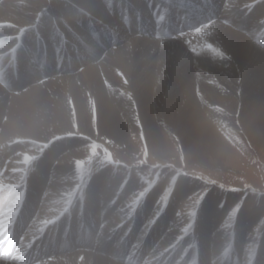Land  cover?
<instances>
[{
  "label": "bare ground",
  "instance_id": "6f19581e",
  "mask_svg": "<svg viewBox=\"0 0 264 264\" xmlns=\"http://www.w3.org/2000/svg\"><path fill=\"white\" fill-rule=\"evenodd\" d=\"M13 1L0 0V62L1 67L7 69L0 74V117L3 115L5 118L0 127V264H35L42 259L47 260L42 264H241L233 260L235 248H218L221 234L214 233L213 229L220 214L216 215L214 208L207 203L203 205L197 226L194 225L190 232L193 234L191 248L184 247V239L176 238L174 230L166 233V229L162 235L166 225L161 229L159 219L171 215L164 212L157 219L148 217L150 220H146L147 225L143 227L134 218L132 227L128 225L124 234L129 230L134 235L140 230V236L125 256L126 239L112 247L110 242L124 229L125 218L132 219L137 215L140 219L143 205H146V211L149 202L136 199L129 205L121 204L119 192L125 195L132 191L133 182L122 183L112 165L96 173L92 171L90 161L79 166L77 161H82L83 153L78 148L84 141L99 145L101 139H106L126 147L130 132L137 131L146 139L149 151L158 156L168 152L165 133H171L178 138L189 161L196 160L205 166L224 160L226 156L230 161V157L233 159L236 155L233 149L245 146L240 141L242 139H238L240 143H235L237 148L231 146L230 149L226 145L225 138L236 135V130L242 131L245 138L252 142L253 145L249 140L246 142L252 149L264 152V92L257 93L260 90L258 85L251 92L255 89L256 75L264 78V23L260 22L264 19V10L257 8L254 13L249 10L258 0H227L219 17L220 22L186 36L187 39L173 42L172 45L178 44L180 51L171 48L173 51L166 56L163 54V57L156 53L160 50L155 47L152 56L142 55L146 47L154 45L147 44L142 40L143 36L137 35L131 28L117 25L115 21L111 24L102 15L101 1L63 0L66 12L70 14L72 9L78 10L76 12H81L83 21H98L105 26V30L113 33V37L107 42L100 40L103 45L98 48L83 31L84 34L79 36L86 39L85 46L89 54L93 53V60L85 63L86 58L79 52V62L72 65L75 69L84 68L83 71H74L72 66L71 70L61 66L50 71L46 65L43 66L46 64L43 58V69L39 73V70L26 73V65L30 64V55L43 57V45L38 43L43 36L42 23L35 25V22L38 21L37 16L43 19L45 15L35 8L37 3L30 2L29 7L21 1L23 6L20 7ZM133 2L123 0L130 7ZM244 6H248L250 14L247 15L245 10L243 12ZM55 19L53 15L49 16L46 24L56 40L51 42L58 44L54 54L60 65L61 61L68 59L67 45L71 46L72 41L67 31L74 25L69 26L71 22L68 27L60 25ZM148 20L144 13L141 24ZM162 23L161 18L156 26ZM75 28L76 32L80 31L77 26ZM21 29H24L23 33ZM37 31L41 36L35 42ZM159 33L155 35L162 36ZM28 41L30 44L27 45ZM123 41H127L126 46L112 48V45ZM29 45L34 46V51L24 52L23 49ZM183 46L202 56H189L183 51ZM202 46L205 49H201ZM208 52L222 58L233 55L241 78L246 81L240 96L245 94L246 97L244 95L240 100L233 93L236 89L234 72ZM219 67L227 69L229 74L226 73V79L213 81L209 75L207 78L200 75L209 69L219 70L221 74ZM141 68L143 72H140ZM130 74L133 80L131 86ZM198 75L203 81L191 85L193 82L188 77ZM171 76L169 90L165 93L164 88ZM37 80H40L38 85ZM10 91H19V95L15 97ZM161 94L166 97L167 103H164ZM237 109H240L239 116L229 115L237 114ZM135 114L140 116L137 125L132 124L133 120H127ZM21 140L28 143L27 140H30V143L24 144ZM49 148V153L41 159ZM104 149L105 154L99 159L105 158L109 151L106 147ZM49 159H56L58 163L51 164ZM238 168L241 169V166ZM180 190L182 192L184 188ZM159 209L161 213L164 207ZM240 216L242 220L237 226H245L248 223L246 214ZM74 218L83 221L85 231L93 225L91 237L81 241L79 231L72 227ZM63 228L68 237H76L80 243L73 246L54 238V234ZM204 231L213 232L214 237L202 235ZM189 234L186 233L187 237ZM231 237L230 241L235 239L233 234ZM199 243L202 244L201 252L196 246ZM203 246H207L209 254L213 253L214 246L216 254L221 253L217 257L219 259L214 260V254L208 260ZM9 251L13 253L8 254Z\"/></svg>",
  "mask_w": 264,
  "mask_h": 264
},
{
  "label": "rangeland",
  "instance_id": "374dc122",
  "mask_svg": "<svg viewBox=\"0 0 264 264\" xmlns=\"http://www.w3.org/2000/svg\"><path fill=\"white\" fill-rule=\"evenodd\" d=\"M14 1H16L15 3L16 5L19 6L21 5L20 7H22L24 3L29 7H31L30 2L37 3L35 8L39 9L41 15H45L43 19H41L42 16L40 17L37 16L36 18H38V21L37 23L35 22V25L36 24L38 25L39 22L42 23L41 28L43 29V33L41 34L43 36L39 35L38 31L37 34L35 33V35H38L36 37V40L38 39L40 40L39 36H41V39H43L45 46V54H46L45 65H46V69L50 71L58 70V68H60L61 66H66L71 70V66L79 62L78 60L79 52H80L79 54H83L81 56L86 58L85 63L87 60L90 61L93 60V53L89 54V49L85 46L86 39L82 38L83 36L82 37L79 36L81 33H82L81 35H83L85 32V35L88 37V39L90 38L89 39L90 41L94 40L95 41L94 46L97 47L98 45V48L100 46L99 44H102L100 43V40L101 41L106 40L107 42L112 38L111 37L112 34L107 30H105L104 29L105 26L103 24H100L98 21L96 20L93 21L92 19L83 21L80 18L82 17L81 12L79 13L76 12L78 10L72 9V11H70V14L66 12L67 8L63 4V0H35V1L32 0L33 2L31 0H26V1L14 0ZM21 1L23 2V4ZM99 1H101L100 3L104 10L103 12L104 14L102 15H104V17H107L111 24H115L114 23L115 21L117 25H127L129 28H132L135 31L138 30L139 32L138 35L141 37L143 36L142 39L143 41H145L147 44L154 45L153 47L151 46L146 47L143 50L142 55L148 54L152 56L154 54V47H155L160 50V52H156V53H159L158 55H160L161 57H163V54L166 56L167 53L173 51L171 50V48L180 51L178 44L172 45L173 42L175 43L176 41L184 38L187 39L186 36H190L193 33L194 34L198 33L199 31H197V29H200V31H202L205 28L206 29L209 28L212 24H215L216 22H220L219 17H221L222 15L221 14L222 8L227 3V0H186L187 2H189V4H182L183 6L187 7L184 8V10L182 11L180 10L176 0H152L154 1L152 5H149L148 2H145L143 0H131L135 2H133L134 5L131 4V8L129 9L127 7L130 5L123 3V0H99ZM209 1H211L214 4L213 9H211L209 5L206 6V2ZM253 3L254 4L249 9L251 10V13L252 12L254 13L255 9L257 8L260 9L261 11L264 10L263 9L264 0H258L257 2H253ZM193 4H195V6L199 7L200 9L197 10L196 7L195 8L192 7ZM155 5H157L158 7L155 8L154 7ZM159 6L161 7L162 10L157 14L156 10L159 8ZM136 7H138V9ZM244 7L246 8L248 6H244ZM154 8H155L154 13H156L158 16L163 14L162 13L163 11H166L167 13L169 12L171 14V19L173 20V22H168V24H166L167 29H169V27L173 29L177 27L179 29H182L183 24H180V21H177L179 17L184 19L183 21L184 26L190 25L189 23L186 24V22L191 21L190 19H188V16L190 15V11L194 14H197L198 17L201 16L208 17V20L206 22H201V20H198L199 23L194 24L197 26L195 28L190 29L192 31H190V34L188 35H181L177 33L176 36L172 38L165 37L169 39H162L156 41L155 39L157 38L155 37L154 34V29H156V27L154 25H151L152 23L151 19L154 20L155 17L153 16V14H151L150 11V9L154 10ZM245 8L243 9V12L245 10L247 15L250 14L248 12V9ZM29 12L32 14L34 13L33 10H29ZM144 13L148 17H150L151 15V19H150L151 23L147 22V24H143V25L136 24L134 19L137 17L138 14L144 16ZM52 15L54 19L56 18L55 21L60 25H67L68 27V24L70 22L71 23L69 24V26H71L72 23L74 25L73 29H71L70 27V30L67 31L70 35V39L72 42H71V46L67 45L68 59L66 61H63L62 65H58L57 58L54 54L56 52L55 47L58 44L51 42L52 40H54V38L49 33V26L48 24H46V18H48L49 16L51 17ZM60 19H65L67 21L62 22V20ZM260 22L264 23V19H261ZM76 26L80 30L79 32L75 31ZM29 30L30 29H28V31ZM120 31L123 32L122 29ZM88 32L92 33L94 38L92 35H88ZM244 32L241 33L244 34ZM122 37L124 39L126 35ZM133 37H138V36L134 35ZM247 37L248 38L250 37L249 33H247ZM54 41L56 42V40ZM29 42L30 41H28L27 45L30 44ZM122 43H116L112 45V48L117 49L119 46L127 45L126 44L127 41H123ZM185 47L186 46H183L184 48L183 51L189 54V56L190 55L192 57L194 56V58H196L195 56H197L198 54L199 55L197 57L202 56L200 55L199 52H197V54H194L192 48H188V47L185 48ZM201 49H205V48L202 46ZM25 50H28V46ZM208 53H211L214 57H218L215 60L221 61V63H224V67H230V70L234 72L235 74L234 84L236 89L233 91V93L237 94V96L240 97L241 100V98L244 97L245 94H241L240 96V90L245 88L246 81L241 78L239 67H237L236 60L233 57V55H228L225 58H222L219 55H216L212 52H208ZM88 54L89 56L86 57ZM42 62L43 59L39 54L38 55L35 54V56L32 57L30 56V64H27L28 66L26 65V73L29 70L30 72H37L39 70L38 71L39 73L42 69L41 68ZM0 69H1V64H0ZM83 69L84 68L79 67L76 68L74 71L81 72L83 71ZM219 69H221V74L219 70L209 69L208 71L204 72V74L202 73L200 75L205 78H207V75H209L213 81L226 79L228 77L226 76V73L229 74L227 69L221 67H219ZM140 72H143V68L140 69ZM61 74L62 73L57 75H61ZM200 75L188 77L191 83L193 82L191 85H195L196 83H200L203 81L201 78H199ZM256 77L257 80L255 83V89L252 90L251 92H254L256 90V86L258 85L260 90L257 93H263L264 78H262V75L260 74L256 75ZM171 78L172 76L169 79L168 85L164 88L165 93H167L169 90ZM38 81L40 82V80L36 81L37 85L39 84L37 83ZM129 81H130L129 86H131V81H133L131 78V74ZM177 89L180 90L179 87H177ZM18 92L19 91H13V92L10 91L9 93L17 97L19 95ZM185 94L183 96H186ZM246 96L247 95H245V97ZM161 98L165 101L164 103H167V101L165 100L166 97H164V95L161 94ZM237 106L239 108V105ZM173 107L175 108L174 105ZM180 107H183L181 103H180ZM134 108H138V106L134 105ZM239 111L240 109H237V114L230 113L229 115L237 117L239 116ZM139 118H140L139 114H135L134 116L127 118V120L131 119L133 120L132 124L137 125L139 122L138 121ZM4 123H5V118H3L2 115L0 117V127ZM170 134L171 133H165L166 136L165 138L167 140L166 146L168 152L165 155H161V156L154 155L151 153V151H149V147L146 144V139L142 137V134L139 131L130 132L129 134L130 136L128 137V141H127L128 147L127 146L122 147L116 143L114 144L113 141H109L106 139H101L99 141L100 143L99 145L96 142L93 143L91 141H87L86 144V141H84L79 145L80 147L78 146L79 152L83 153L82 161L80 162L82 165H86L90 161L91 162L90 165L93 166L91 169L93 172L96 173H101L104 169H107V166L112 165L111 167H115V171L118 172L119 177H121L119 179L122 181V183L129 184L133 182L134 186L132 191L128 192L125 195L119 192V194L122 196V198H120V202L121 204H127V205L131 204L136 199H140L142 200V202L143 200L149 202L150 205L146 211H145L146 205H143L142 211L140 213L141 214L140 219H137V215L136 217H133L136 218V220H138V225L140 223L139 225L140 227L145 226L144 224L147 225L146 220H148L149 219L148 217L150 216L156 217L157 219L160 214L164 215V212L165 214L169 213L171 215L168 216L164 215V218L161 217L159 219V221L161 222V229H163L166 225L162 235H164L166 229H167L166 233L168 231L174 230L173 232H175L176 238L184 239V247L191 248V246H193L192 244L193 240L191 238L193 234L190 232L193 231L194 225L197 226L199 217L202 214L203 205L207 203L208 205L214 208V213L216 215L220 214L219 216L220 218L216 220V227L213 229L214 233L221 234L220 237L221 243H219L218 248H222L223 250L226 248L228 249L229 246L232 249L235 248L236 249L235 259H233L235 263L238 262L241 264H264V255H263L264 254V242H263L264 241V152L261 150L258 151L254 150L255 148L252 149L251 148L252 146L246 143L248 142L249 139L245 138L244 133L240 130H236V135L231 134L230 137L225 138L224 141L225 143L227 142L226 145L229 146L230 149L237 148L238 145H235V143L238 142L240 143L241 141V143H243L245 146H242L243 148L238 147V149H233V151L236 150L235 152L236 155L234 156L233 159L232 157L228 156V158L230 157V161L227 159L226 156L224 160L214 161L213 165L205 166L199 164L196 160H195L196 162L189 161L186 155L184 154L181 146L179 145L178 138H175ZM238 139H242V140L238 141ZM21 141H24L25 142V143L23 142L24 144L30 143V140H27L29 141V143L26 142V140H21ZM249 142L252 144L250 140ZM93 144L97 146L95 153H93L92 151ZM103 145L109 150L107 153L111 154V160L107 158V155L105 157L106 159L105 158L99 159L102 155L105 154V149H104L105 147H103ZM145 148L147 149V156H145ZM245 149L246 151H244ZM49 151L50 148L48 151H45V153L40 158L42 159L44 155H47L49 153ZM48 161L51 164L54 163L55 165L58 163L56 159L54 160L49 159ZM239 165L241 166V169L238 168ZM181 187H183L184 190L182 192H179L181 191L180 190ZM160 206L164 207L161 213L159 209ZM244 214H246L245 216L247 218L246 222L248 223H245V226H237V223L242 220V216L240 215H244ZM134 220H132L131 217L125 218V220L123 221V228H124L123 230H126L128 225L132 227V222H134ZM73 228L74 229L77 228V222L73 223ZM139 231L140 230L134 232V236L132 239L130 240L128 239L129 242L127 247L131 245L132 246L135 245L136 238L140 236ZM186 233L188 234L190 233L189 237H187L188 235H186ZM209 234L210 232L204 231L202 235L207 236ZM232 234L234 235L235 239H232V241H230V237ZM59 236L62 237L63 234L59 233ZM210 236L214 237L213 232H211ZM122 239H124L123 233L116 235L113 238V241L110 242L111 247L117 245L118 242L121 241ZM76 243L77 241L70 242V244H74V245H76ZM177 244L178 242H176V246ZM201 245H202L201 243L196 245L198 246L199 252H201L200 250H202L200 249ZM126 249H127L125 250L126 253H129L130 249L129 248ZM203 249L206 253L208 252L207 246H203ZM210 250L212 251V249ZM214 254L216 256L214 260L219 259L217 257L221 253L219 254L218 252L216 254V250H214V246H213V253L211 252L210 254L207 253V259L208 260L209 258L211 259L214 256Z\"/></svg>",
  "mask_w": 264,
  "mask_h": 264
},
{
  "label": "snow or ice",
  "instance_id": "6c2138e0",
  "mask_svg": "<svg viewBox=\"0 0 264 264\" xmlns=\"http://www.w3.org/2000/svg\"><path fill=\"white\" fill-rule=\"evenodd\" d=\"M197 31H200V29H197ZM21 32L23 33L24 32V29H21ZM208 47L211 48L212 46L211 45H208ZM213 50L215 51V49H213ZM221 55H222V53H221ZM57 139H59V137H57ZM96 147L97 146L95 144L92 145V151H93V153H95ZM106 155H107V158L109 160H111V154L110 153H106ZM145 156H147V149L146 148H145ZM26 159H30V158L29 157H26ZM80 163L81 162L77 161V165L78 166H79ZM81 259H83V258H81Z\"/></svg>",
  "mask_w": 264,
  "mask_h": 264
}]
</instances>
